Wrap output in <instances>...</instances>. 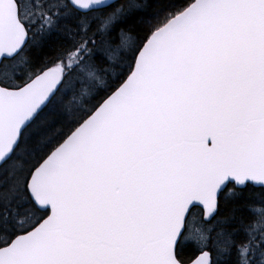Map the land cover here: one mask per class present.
<instances>
[{"label":"snow or ice","instance_id":"1","mask_svg":"<svg viewBox=\"0 0 264 264\" xmlns=\"http://www.w3.org/2000/svg\"><path fill=\"white\" fill-rule=\"evenodd\" d=\"M0 264H264V0H0Z\"/></svg>","mask_w":264,"mask_h":264}]
</instances>
